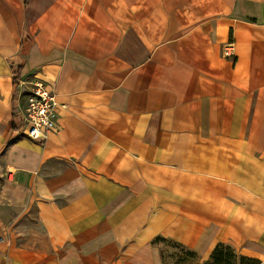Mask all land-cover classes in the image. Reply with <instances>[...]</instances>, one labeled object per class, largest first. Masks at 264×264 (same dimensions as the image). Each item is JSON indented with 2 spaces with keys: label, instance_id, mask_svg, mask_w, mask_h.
Returning <instances> with one entry per match:
<instances>
[{
  "label": "crops",
  "instance_id": "1",
  "mask_svg": "<svg viewBox=\"0 0 264 264\" xmlns=\"http://www.w3.org/2000/svg\"><path fill=\"white\" fill-rule=\"evenodd\" d=\"M157 238L264 262V0H0V264H161Z\"/></svg>",
  "mask_w": 264,
  "mask_h": 264
},
{
  "label": "built area",
  "instance_id": "2",
  "mask_svg": "<svg viewBox=\"0 0 264 264\" xmlns=\"http://www.w3.org/2000/svg\"><path fill=\"white\" fill-rule=\"evenodd\" d=\"M229 48H231L229 46ZM228 54V52H227ZM56 96L41 81L34 84L22 119L24 135L31 141L45 140L57 127Z\"/></svg>",
  "mask_w": 264,
  "mask_h": 264
},
{
  "label": "trees",
  "instance_id": "3",
  "mask_svg": "<svg viewBox=\"0 0 264 264\" xmlns=\"http://www.w3.org/2000/svg\"><path fill=\"white\" fill-rule=\"evenodd\" d=\"M158 241H168L163 238H157L155 243ZM176 243V242H174ZM178 247H180L188 257L191 259H195L197 255L186 249L183 245L176 243ZM205 264H264V262L240 255L231 245L225 243H219L216 248L214 249L210 260L207 261Z\"/></svg>",
  "mask_w": 264,
  "mask_h": 264
},
{
  "label": "rangeland",
  "instance_id": "4",
  "mask_svg": "<svg viewBox=\"0 0 264 264\" xmlns=\"http://www.w3.org/2000/svg\"><path fill=\"white\" fill-rule=\"evenodd\" d=\"M26 227L27 228H23L26 231L23 232L24 236H22V238L28 235V230H33L34 232L42 233V230L39 228V226H36L35 224H31L30 226L26 225ZM155 244L157 245V248L159 249L161 254V264H205L207 262H199L197 257L195 259H191L186 255L184 250L178 247L173 241H158Z\"/></svg>",
  "mask_w": 264,
  "mask_h": 264
}]
</instances>
